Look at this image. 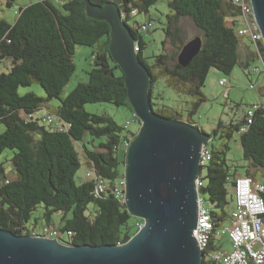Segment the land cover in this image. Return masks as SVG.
Masks as SVG:
<instances>
[{"label": "trees", "instance_id": "16d2710c", "mask_svg": "<svg viewBox=\"0 0 264 264\" xmlns=\"http://www.w3.org/2000/svg\"><path fill=\"white\" fill-rule=\"evenodd\" d=\"M19 1L0 0V8H15ZM89 1L94 6L114 5L120 10L123 23L136 39L137 55L150 71L152 110L165 120L199 128L193 117L206 102L203 89L209 74L215 70L231 76L239 66L249 76L251 63L264 61L263 37L249 14V2L246 11L250 36L256 42L239 35L241 9L233 0H166L171 13L167 15L163 51L148 65L143 57L146 44L129 21L135 12L149 14L159 0ZM87 8L85 0H35L18 6L13 24L0 20V157L6 150L14 152L10 171L0 164V229L27 237L53 230L60 242L70 247L122 246L139 232L143 222L133 217L124 199L117 196V188L125 179L128 146L139 132L118 125L108 115L85 110L88 104L107 103L127 106L134 112L122 69L110 53L111 26L90 17ZM183 19L192 21L203 41L201 52L187 68L177 60L186 44L182 38ZM148 24L152 28L153 24ZM143 26H138L141 32ZM169 44L176 48L173 55L166 52ZM78 46L97 47L93 69L88 82L78 84L62 97L76 71L74 55ZM160 80L192 100L187 116L168 105L156 108L154 88ZM34 84L42 87L44 98L35 93L19 94L20 87ZM251 87L255 89L256 85ZM257 88L264 98V88ZM53 100H59L58 107L49 106ZM255 105L259 108L254 110L251 123L247 113L228 124L220 121L210 134L199 128L210 141L220 142L208 150L198 189L200 197H207L215 222L205 255L219 249L215 246L217 234L231 225L238 179L237 169L233 172L227 159L232 140L236 139L243 149L247 162L242 167L244 177L261 183L258 172L264 171V102L252 108ZM41 110L47 114L36 117ZM48 117L52 123L46 120ZM90 144L93 149L87 146ZM79 147L87 170L77 179L82 167ZM87 173L92 177L86 178ZM100 181L107 189L98 194ZM40 208L41 214L35 218ZM203 264L217 263L205 257Z\"/></svg>", "mask_w": 264, "mask_h": 264}, {"label": "water", "instance_id": "95a60500", "mask_svg": "<svg viewBox=\"0 0 264 264\" xmlns=\"http://www.w3.org/2000/svg\"><path fill=\"white\" fill-rule=\"evenodd\" d=\"M90 17L111 26L110 53L122 69L128 97L142 129L128 150L126 204L144 227L125 245L70 247L60 240L16 236L0 229V264H203L193 236L197 226L201 154L210 138L199 128L157 116L151 75L136 52V39L114 5L94 6ZM264 42V0H251ZM203 41L187 42L178 63L187 68Z\"/></svg>", "mask_w": 264, "mask_h": 264}, {"label": "rangeland", "instance_id": "374dc122", "mask_svg": "<svg viewBox=\"0 0 264 264\" xmlns=\"http://www.w3.org/2000/svg\"><path fill=\"white\" fill-rule=\"evenodd\" d=\"M32 2H35V0H20L15 8L9 9L5 6L1 7L0 20H6L8 23L13 24L17 18L16 12H18V6L29 5ZM170 13L167 1L159 0L158 3L150 9L149 14H138L135 12L129 21V26L135 32H140V35L146 44L143 57L148 65H152L154 62L153 57L161 54L163 51L162 43L166 40L164 30L167 24V15ZM150 22L153 26L148 31L141 32V30L138 29V26L147 25ZM181 26L182 38L185 43L201 36V33L197 30L190 19H183L181 21ZM96 51L97 47L78 46L76 48L74 55L76 71L66 86L62 97L68 96L78 84L88 82L89 72L93 69V61ZM175 51L176 48L174 45H167L166 52L168 54L173 55ZM256 69H259L260 71L264 70L261 61L251 63L249 67V76H247L239 66L236 67L231 76H226L215 70L209 74L203 89L206 102L202 105L197 115L193 117V120L201 130L210 134L220 121L224 124H228L232 119L241 120L243 116L247 115L254 104L264 101V98L261 97L257 88L264 84V74H259ZM221 80L227 81V87H223L219 84ZM252 85H256V88H252ZM18 92L21 96L28 93H35L37 96L43 98L46 96L44 90L38 84H34L30 87H20ZM191 101L190 98L178 95L173 90L167 88L163 80H160L154 88V103L156 104V108L168 105L182 111L184 115L187 116V110L189 107L188 103ZM59 104V100H53L50 102L49 106L55 108L58 107ZM85 110L91 114L108 115L112 117L118 125L127 127L128 130L133 132H141L142 124L130 107H116L107 103H97L86 105ZM46 114V110H41L36 113V117L42 118ZM3 129L4 128L2 127L1 131H3ZM88 140L90 141L91 139L88 138ZM219 144V140H211L208 144L207 150L211 149L213 145L218 146ZM87 146L93 149L91 144ZM78 149L81 154L80 159L82 167L77 175V179L81 176H85L87 170V166L85 165L82 156L83 150L81 147ZM13 155V151L6 150L0 157V164L3 163L9 171V161ZM227 159L232 171L235 172L237 169L236 177H244L245 173L242 167L246 166L247 162L244 161L243 149L236 139L232 140L230 143V150L228 151ZM204 175L205 174H203V176ZM258 179L261 183H264V171L258 172ZM201 198L206 207H208L207 197L202 195ZM40 214L41 208L35 213L34 217L36 218ZM140 224L144 225V221ZM38 229H41V226H39ZM215 246L219 247V249L214 250V252H221L223 254L230 253L232 251V242L229 235L219 236V234H217ZM212 252L213 251H209L211 254ZM208 255L209 254H207V256Z\"/></svg>", "mask_w": 264, "mask_h": 264}, {"label": "built area", "instance_id": "2783aa9c", "mask_svg": "<svg viewBox=\"0 0 264 264\" xmlns=\"http://www.w3.org/2000/svg\"><path fill=\"white\" fill-rule=\"evenodd\" d=\"M233 2L241 9V28L239 35L242 37H248L253 42H256L254 38L250 36V28L248 27V19L245 16L242 0H233ZM151 28V24L143 26V30L146 31ZM264 66V61H261ZM259 73H264L259 69H256ZM219 84L223 87H227V81L221 80ZM259 108L255 105L248 112L249 123L252 121L254 110ZM49 123H52V118L46 119ZM130 147V146H128ZM204 153V160H201V167L205 166L209 152L207 149L202 151ZM92 174L87 173L86 178H91ZM201 183L200 179L197 181V187L199 189ZM126 179L120 182L117 188V196L126 200ZM107 189L106 184L100 181L97 186V193H103ZM264 185L258 183L249 177H242L236 180L234 188L235 194V207L232 212L231 225L219 232V236L229 235L232 242V251L228 254L221 252H212L209 257V261L216 262L217 264H264ZM208 207L204 204L200 197L198 202V220L197 226L193 230V236L197 244H203L205 242L206 232L209 229V222L207 221ZM140 229L143 228V224H139ZM139 229V230H140ZM34 237H44L48 239L60 240L59 234L53 230L45 229L42 235Z\"/></svg>", "mask_w": 264, "mask_h": 264}, {"label": "bare ground", "instance_id": "6f19581e", "mask_svg": "<svg viewBox=\"0 0 264 264\" xmlns=\"http://www.w3.org/2000/svg\"><path fill=\"white\" fill-rule=\"evenodd\" d=\"M242 2H243V8H244L245 16H247L246 4L249 2V4H250L249 10H248L249 14L251 16L255 17L251 0H242ZM247 19H248V17H247ZM255 21H256V18H255ZM256 24L260 30V27H259L257 21H256ZM248 27L250 28V35H252V29L250 27L249 21H248ZM260 33H261V30H260ZM261 35H262V33H261ZM136 51H138L137 48H136ZM201 160H204V153L201 154ZM200 167H201V162H200ZM207 221L209 222V229H208V232H206L205 242L203 244V249H202V244H197V245H198L199 249L204 253V258L206 257V259H209L210 255H212V254L209 253V255L207 256V255H205V251L208 250V248L210 246V243L212 240V235L214 234L213 232H214V228H215V226H214L215 222L213 221L209 210L207 211ZM143 227H144V225H143Z\"/></svg>", "mask_w": 264, "mask_h": 264}, {"label": "crops", "instance_id": "0c3cea01", "mask_svg": "<svg viewBox=\"0 0 264 264\" xmlns=\"http://www.w3.org/2000/svg\"><path fill=\"white\" fill-rule=\"evenodd\" d=\"M262 87L264 88V84H262ZM262 102H264V101H262ZM234 204V203H233Z\"/></svg>", "mask_w": 264, "mask_h": 264}]
</instances>
